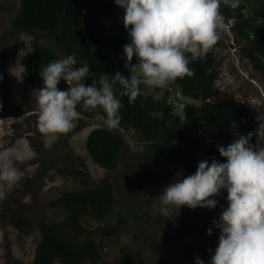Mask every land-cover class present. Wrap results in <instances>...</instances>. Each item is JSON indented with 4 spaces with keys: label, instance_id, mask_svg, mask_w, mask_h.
Masks as SVG:
<instances>
[{
    "label": "rangeland",
    "instance_id": "rangeland-1",
    "mask_svg": "<svg viewBox=\"0 0 264 264\" xmlns=\"http://www.w3.org/2000/svg\"><path fill=\"white\" fill-rule=\"evenodd\" d=\"M257 7V1L246 4L247 22L254 24ZM19 8L20 0H0V152L12 149L10 159L21 177L6 198L0 200V264H33L36 246L42 238L40 223H59L65 214L62 209L51 207L50 202L64 191L92 187L104 178H109L114 186L113 217H123L125 222L117 235L93 236L102 254L98 264H189L184 248L192 240L203 244L209 254L206 264H210L219 242L215 232L211 236L189 235L169 240L180 226L181 207H173L162 215L159 196L166 186L181 180V170L163 169L155 158H148L144 138L138 131L120 125L109 129L102 110L95 117L80 113L76 127L54 142L38 131L36 95L44 85L41 77L28 79L27 60L35 43L51 48L59 60L67 55L43 32L13 31L12 21ZM221 11L226 14L228 8L222 4ZM103 20L106 25L111 24L108 17ZM220 37V44L209 52L213 53L217 70L215 87L246 104L258 129L264 122V72L245 54L243 49L248 47L249 39L237 30L234 17L227 15ZM61 82V91L68 90V84ZM143 93L168 108L170 115L181 116L183 122L175 136L179 144L184 142L183 107L225 97L194 101L184 96L177 85L145 87ZM154 114L163 115V109ZM96 127L108 129L121 140V157L113 169L95 163L86 149V138ZM261 139L264 144V138ZM200 159L209 164L212 161L204 153ZM226 208L225 201L222 210ZM221 212L216 213L218 220ZM98 225L97 221H88L90 227ZM55 264L64 263L56 260Z\"/></svg>",
    "mask_w": 264,
    "mask_h": 264
},
{
    "label": "trees",
    "instance_id": "trees-1",
    "mask_svg": "<svg viewBox=\"0 0 264 264\" xmlns=\"http://www.w3.org/2000/svg\"><path fill=\"white\" fill-rule=\"evenodd\" d=\"M257 1V10L253 13L254 24L244 18L246 4ZM228 8V7H227ZM236 19L237 30L249 39L245 54L256 68L264 72V0H240V6L223 14ZM124 10L115 4V0H20L18 14L12 21V30L35 34L45 33L51 41L67 56L75 55L77 67L87 64L90 68L86 84L94 81L99 86L103 74L114 75L119 72L129 76L125 68L127 58L124 46L131 42L123 25ZM108 17L111 24L106 25L103 18ZM256 18V19H255ZM250 36H252L250 38ZM221 42V37L215 46ZM33 53L27 60L28 79L41 77L40 72L49 63L59 60L58 55L49 47L34 44ZM190 59V56H189ZM138 62L134 56L132 64ZM194 77L177 79L170 85H177L180 92L194 100L225 96L216 102H203L199 105L188 103L183 107L184 137L183 144L175 141V136L183 119L179 115H170L152 96H145V86L141 85V94L134 104L127 97H119L121 91L117 84L116 92L121 100L120 126L138 131L145 141L148 158L166 170L179 168L181 180L195 174L204 153L211 160L226 162L219 154L218 146L227 147L239 136L253 133L251 143L255 144L256 124L250 108L242 101L224 93L215 87L217 70L213 53L189 64ZM62 88V82L58 85ZM159 108L163 115L154 114ZM77 111L88 117L97 116L96 112ZM235 125L232 127L231 125ZM259 143L262 144L260 138ZM86 149L92 160L106 169L116 167L120 157L122 143L118 136L103 127L92 129L86 138ZM218 201L213 209H190L181 206L180 226L169 240L183 236H207L211 228L219 238L220 230L215 227L218 221L216 213L221 212L227 191L221 190L215 197ZM115 192L113 183L104 178L92 187L77 191H64L50 202L51 207L64 211L63 219L58 222L40 223L41 240L36 246L33 264H55L56 260L64 264H98L102 254L93 236H113L118 234L119 226L125 218H114L113 206ZM98 222V226H88V221ZM87 235V236H84ZM184 254L189 264H196L199 257L206 264L208 252L197 240L188 241Z\"/></svg>",
    "mask_w": 264,
    "mask_h": 264
},
{
    "label": "clouds",
    "instance_id": "clouds-1",
    "mask_svg": "<svg viewBox=\"0 0 264 264\" xmlns=\"http://www.w3.org/2000/svg\"><path fill=\"white\" fill-rule=\"evenodd\" d=\"M115 4L124 10L125 30L130 29L131 42L123 49L130 75L103 74L97 87L95 81L86 84L90 68L77 67L75 55L49 63L40 72L44 86L36 95L37 128L46 140L54 142L76 127L78 105L84 111L102 110L105 125L113 129L121 121L119 97L134 104L141 85L166 88L177 79L194 77L189 64L203 59L220 40L225 21L221 5L235 10L240 0H115ZM134 56L138 64H132ZM61 80L68 90H59ZM254 134L255 144L253 133H248L227 147L218 146L226 162H200L195 174L169 184L159 196L161 214L167 215L173 207L213 209L215 197L227 191V208L213 222L220 236L210 264H264V144L258 142L264 138V122ZM11 152H0V200L21 178ZM207 235H212L211 228ZM196 264L204 261L197 257Z\"/></svg>",
    "mask_w": 264,
    "mask_h": 264
},
{
    "label": "water",
    "instance_id": "water-1",
    "mask_svg": "<svg viewBox=\"0 0 264 264\" xmlns=\"http://www.w3.org/2000/svg\"><path fill=\"white\" fill-rule=\"evenodd\" d=\"M166 109H168V108H166Z\"/></svg>",
    "mask_w": 264,
    "mask_h": 264
}]
</instances>
